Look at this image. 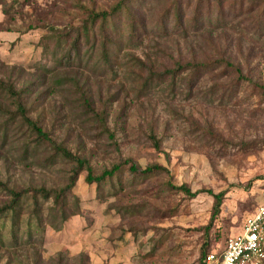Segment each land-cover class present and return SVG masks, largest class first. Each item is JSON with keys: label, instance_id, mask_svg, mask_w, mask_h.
Segmentation results:
<instances>
[{"label": "rangeland", "instance_id": "1", "mask_svg": "<svg viewBox=\"0 0 264 264\" xmlns=\"http://www.w3.org/2000/svg\"><path fill=\"white\" fill-rule=\"evenodd\" d=\"M119 1L0 0V181L28 190L0 213V264H200L201 251L223 247L264 202V1L127 0L139 27L130 34L125 9L110 18L107 61L91 30L68 54L71 27ZM220 60L241 79L217 65L182 71L174 86L144 84L150 70ZM4 84L94 174L122 164L97 189L82 170L64 220L51 199L38 197L34 211L28 188H62L74 164L49 160L51 147L34 142ZM130 164L165 169L138 174ZM181 184L200 191L189 196ZM210 192L224 193L213 219Z\"/></svg>", "mask_w": 264, "mask_h": 264}, {"label": "trees", "instance_id": "2", "mask_svg": "<svg viewBox=\"0 0 264 264\" xmlns=\"http://www.w3.org/2000/svg\"><path fill=\"white\" fill-rule=\"evenodd\" d=\"M216 3L218 4L217 6L222 8L223 6V2L221 3L222 0H215ZM224 1V0H223ZM264 1V0H263ZM123 9H125L127 11V15L131 17V28L132 30H130V34L131 35H135L136 30L138 29L139 25L138 23H136V18L134 13L132 12V9L130 7L129 2H127V0H120L118 3L115 4V6H113L110 10H101V11H95V10H89L87 11V16L84 17L82 19V23L80 26L78 27H71V30L65 34L64 36L66 37H70L69 43H70V47L68 48V54H70V51L74 48V47H78L77 43L81 38H85L89 36V32L90 30L92 31V34L94 37L98 36L102 38V42L100 43V47L102 48V50L104 51V60L107 61L109 59L110 56V52L107 49V37L109 38L110 33H111V22L110 18L112 16H115L116 14H119L120 11H122ZM174 21L175 23H179L181 22V18H180V13L176 10V8H174ZM196 13V11H194V14ZM180 15V16H179ZM163 19L165 20L166 18L163 16L162 17V22ZM96 21H99L101 24L98 27V31L96 32L94 28L89 29L90 27H92ZM135 22V23H134ZM170 24V21L167 23ZM161 26H164L165 24L160 23ZM144 28V27H143ZM138 36V35H137ZM136 36V37H137ZM70 59V56H68L66 59ZM217 65H220V67H216ZM215 68H217L219 70V68H223L221 71H228V68H232V70H234L235 72L238 73L239 78L241 79V69L231 63L230 61H226V60H220L217 63H211V64H206L204 62H201L199 64H192V63H187V64H182V63H177V65L174 68H170V69H165L162 72H154L152 70L149 71V75L145 78L144 80V84H148L151 81L156 80L157 82L162 81L164 78H168L169 82L171 81L172 85H175L176 82V78L177 76L185 70H190V71H197L198 76L205 74L206 72L210 71V70H216ZM4 86L8 89V91L11 93L12 96H16L17 98L15 99L16 102V112L20 115V117L22 118V120L27 124V126L29 127L30 130L33 131L34 135H35V139L34 142L39 145V143H43V146L46 144L48 146L51 147L52 149V154H50L49 156V160L55 158L56 155H60L63 158L73 162V166L70 168V173L67 177V183L59 189L56 188H46L44 186H40L37 188H28L30 190V192L32 193L33 197H34V211L37 210L38 208V197L44 199V200H49L51 199L52 202L60 204L61 208H63V210L66 208V193L71 192L73 186L76 183V180L78 178V175L80 174V172L82 170L86 171V175L84 176V180L86 183L88 184H92V183H96V189L99 187V184L101 182H103L106 178L108 177H112L115 172H117L120 168H121V163L120 164H115L113 165L110 169H104L100 174L96 175L93 173V170L88 162V160L84 157H81L79 155H76L74 153H72L70 150H68L65 146H63L62 144H58L56 143L51 136L42 128V126L36 122L35 120L31 119L26 112V109L24 108L23 104L20 102L19 99V95L18 92L14 89V87L12 85H7L4 84ZM83 102L84 104L87 106V108L90 109V104H89V99L86 97H83ZM94 115L102 120V116L94 113ZM153 142H154V146L158 147V140L156 139V137L152 136ZM129 169L138 173V174H148L150 172L153 171H158V170H163L165 169L163 166L158 165V164H154V165H149L146 168H140L138 166H135L133 164H130ZM5 186L7 190V192L10 194V198L7 202H5L4 204L0 205V213H4L6 211L15 209L16 206L19 204L21 198L25 195V193H28V190L26 189H22V190H15L13 188H8L6 187V185L4 183H2L0 181V186ZM176 189H180L182 191H184L187 195L189 196H195L197 195V193L200 191L196 190V191H191V189L189 187H187L184 184H181L180 186H174ZM211 195L213 196V205H212V212H211V219H213L214 217H216L220 211V205L222 202V198L224 193L223 192H218V193H213L210 192ZM56 204V205H57ZM66 218L65 216V210L63 211V217L62 219L64 220ZM211 250L208 251H201V262L200 264H202L203 258L205 257V255Z\"/></svg>", "mask_w": 264, "mask_h": 264}, {"label": "built area", "instance_id": "3", "mask_svg": "<svg viewBox=\"0 0 264 264\" xmlns=\"http://www.w3.org/2000/svg\"><path fill=\"white\" fill-rule=\"evenodd\" d=\"M202 264H264V202L244 220L224 246L209 251Z\"/></svg>", "mask_w": 264, "mask_h": 264}]
</instances>
